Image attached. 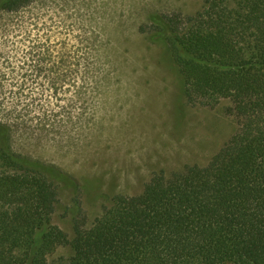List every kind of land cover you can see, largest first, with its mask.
Returning a JSON list of instances; mask_svg holds the SVG:
<instances>
[{
  "label": "rangeland",
  "instance_id": "1",
  "mask_svg": "<svg viewBox=\"0 0 264 264\" xmlns=\"http://www.w3.org/2000/svg\"><path fill=\"white\" fill-rule=\"evenodd\" d=\"M205 1L32 0L0 11V123L14 154L77 186L59 187L51 218L69 239L114 196L206 166L235 133L229 100L185 101L154 35V16L184 19ZM15 173L0 162V177ZM70 254L59 247L48 262Z\"/></svg>",
  "mask_w": 264,
  "mask_h": 264
},
{
  "label": "trees",
  "instance_id": "2",
  "mask_svg": "<svg viewBox=\"0 0 264 264\" xmlns=\"http://www.w3.org/2000/svg\"><path fill=\"white\" fill-rule=\"evenodd\" d=\"M32 0H0L15 12ZM185 101L229 100L237 129L204 167L154 175L141 194L114 196L71 239L51 218L59 187L53 166L14 154L0 123V264H264V0H206L193 16H154Z\"/></svg>",
  "mask_w": 264,
  "mask_h": 264
}]
</instances>
